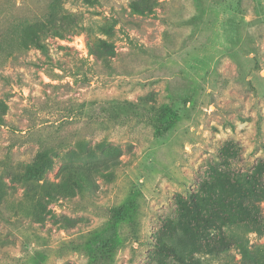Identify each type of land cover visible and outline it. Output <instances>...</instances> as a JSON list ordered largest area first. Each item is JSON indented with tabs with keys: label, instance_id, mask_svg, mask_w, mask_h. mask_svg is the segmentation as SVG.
Segmentation results:
<instances>
[{
	"label": "rangeland",
	"instance_id": "1",
	"mask_svg": "<svg viewBox=\"0 0 264 264\" xmlns=\"http://www.w3.org/2000/svg\"><path fill=\"white\" fill-rule=\"evenodd\" d=\"M50 11L76 14L81 28L48 36L44 54L21 27ZM97 37L109 52L91 51ZM164 113L176 121L160 132ZM260 163L264 0H0V264H89L72 247L136 191V232L124 221L112 259L92 264H180L156 243L188 194ZM263 205L260 225L237 229L256 263L234 247L193 256L264 264Z\"/></svg>",
	"mask_w": 264,
	"mask_h": 264
},
{
	"label": "trees",
	"instance_id": "2",
	"mask_svg": "<svg viewBox=\"0 0 264 264\" xmlns=\"http://www.w3.org/2000/svg\"><path fill=\"white\" fill-rule=\"evenodd\" d=\"M94 4L97 0H84ZM135 6V4H134ZM81 28V24L74 13L51 12L42 20L27 22L21 27L22 43L33 46L42 53H47L45 42L48 36L63 39L65 35H73ZM98 31L108 34L111 26L97 25ZM93 53L99 50L109 52L111 43L104 38L97 37L90 45ZM134 104L130 101L119 103L121 113H127ZM176 121L174 113H164L155 118L154 123L158 131L163 132L167 126ZM42 172V166H31L25 171V176ZM264 163H260L253 172H238L232 176H217L206 179L199 185V190L187 196V204L180 208L179 213L170 220L169 228L172 235L160 237L157 247L166 255L171 256L180 264H206L194 253L217 255L229 247L238 250L243 260L257 262L258 255L253 253L248 239L239 233L238 228L252 230L253 225L261 224L257 202L264 200ZM28 178V177H27ZM138 191L130 193L120 206L112 208L109 221L100 228L90 231L79 244L72 249L80 250L89 256V264L99 258L106 262L112 259L113 248L123 243L124 235L120 228L129 218L132 219L130 230L136 232ZM264 209V205H263ZM130 214V217L126 218ZM212 232V234H211ZM182 233L186 236V243L178 245L174 234ZM206 238L205 235H210ZM242 234V235H241ZM32 264H41L33 255L29 258Z\"/></svg>",
	"mask_w": 264,
	"mask_h": 264
}]
</instances>
